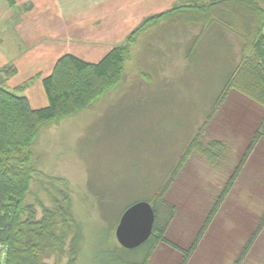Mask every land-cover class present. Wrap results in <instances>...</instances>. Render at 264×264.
<instances>
[{
    "label": "rangeland",
    "instance_id": "374dc122",
    "mask_svg": "<svg viewBox=\"0 0 264 264\" xmlns=\"http://www.w3.org/2000/svg\"><path fill=\"white\" fill-rule=\"evenodd\" d=\"M170 21L131 47L126 77L116 88L84 111L47 122L35 135L34 171L24 202L35 205L41 218L42 206L52 208L65 194L73 214L64 250L45 263L71 264L75 257L72 264H139L149 245L123 250L116 228L128 204L150 199L167 227L153 233L154 250L145 264H264V139L236 183L228 185L263 108L234 91L200 144L195 142L228 71L224 49L210 43L191 58L185 39L199 29L184 31ZM68 39L66 52L91 62L108 48ZM25 80L22 73L9 85ZM26 94L33 107L48 105L38 83ZM212 140H221L226 149L210 150ZM162 183L168 186L160 195ZM166 205L174 208L172 218ZM77 232L81 239L74 252ZM194 245L187 256L175 248Z\"/></svg>",
    "mask_w": 264,
    "mask_h": 264
},
{
    "label": "trees",
    "instance_id": "16d2710c",
    "mask_svg": "<svg viewBox=\"0 0 264 264\" xmlns=\"http://www.w3.org/2000/svg\"><path fill=\"white\" fill-rule=\"evenodd\" d=\"M201 1L187 0L186 5L148 17L122 45L111 48L98 62H89L74 54L61 56L52 73L43 79L47 106L34 108L28 97L6 88V81L16 74V69L7 68L0 72V251L2 247L5 249L3 264H47L45 259L64 250L70 233L73 214L68 195L62 194L60 201L54 199L52 208L42 206L41 218L37 217L35 205L24 202L34 171L32 145L35 135L47 122L84 111L116 88L126 77L131 47L166 19L182 24L184 31L188 27L192 33L195 28L199 29L196 36L194 34L185 39L186 52L191 58L202 48H209L210 43L212 46L215 42L219 43L224 49L222 64L227 66L228 71L195 142L200 141L204 130L232 92L240 93L263 108L259 124L228 181L229 188L236 183L256 146L264 139V0ZM23 87L26 84L18 87V90ZM208 147L215 152L226 149L221 140L208 142ZM176 171L174 169L170 175ZM171 176L164 183L169 184ZM164 183L158 188L160 195L167 190L168 184ZM139 200L149 201L155 209L153 233L164 231L167 222L160 223L159 205L150 199ZM132 204H128L123 212ZM166 207L170 210L169 218H172L174 208ZM260 221L264 225V213ZM256 235L257 231L252 241ZM80 239L81 233H75L71 245L74 252L78 251L75 245H79ZM151 240L152 236L141 245L149 246L139 264H145L153 252ZM195 247L191 246L186 251L175 248L187 256ZM75 260L73 257L72 262Z\"/></svg>",
    "mask_w": 264,
    "mask_h": 264
},
{
    "label": "crops",
    "instance_id": "0c3cea01",
    "mask_svg": "<svg viewBox=\"0 0 264 264\" xmlns=\"http://www.w3.org/2000/svg\"><path fill=\"white\" fill-rule=\"evenodd\" d=\"M186 4L187 0H0V72L16 69L5 86L30 101V86H43L57 60L71 54L65 50L71 42L68 36L108 47L104 54L122 45L148 17ZM22 73L25 81L9 85Z\"/></svg>",
    "mask_w": 264,
    "mask_h": 264
},
{
    "label": "water",
    "instance_id": "95a60500",
    "mask_svg": "<svg viewBox=\"0 0 264 264\" xmlns=\"http://www.w3.org/2000/svg\"><path fill=\"white\" fill-rule=\"evenodd\" d=\"M156 212L147 200H139L121 215L116 238L126 249H135L147 242L154 231Z\"/></svg>",
    "mask_w": 264,
    "mask_h": 264
},
{
    "label": "built area",
    "instance_id": "2783aa9c",
    "mask_svg": "<svg viewBox=\"0 0 264 264\" xmlns=\"http://www.w3.org/2000/svg\"><path fill=\"white\" fill-rule=\"evenodd\" d=\"M2 250L0 251V264H3V260H4V257H5V249L2 247L1 248Z\"/></svg>",
    "mask_w": 264,
    "mask_h": 264
}]
</instances>
